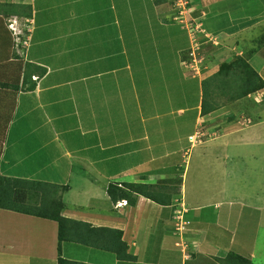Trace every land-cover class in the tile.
<instances>
[{
	"label": "crops",
	"instance_id": "crops-1",
	"mask_svg": "<svg viewBox=\"0 0 264 264\" xmlns=\"http://www.w3.org/2000/svg\"><path fill=\"white\" fill-rule=\"evenodd\" d=\"M149 1L160 6L157 0ZM252 1H244V7ZM242 2L234 0L231 8L240 7ZM194 5L193 11L202 13V29L217 42L213 44L212 60L221 64L250 53L251 46L246 42L251 36L247 31L264 17L249 21V9H245L234 15L221 13L207 18L208 14L199 8L201 2L196 0ZM156 10L157 7L134 8L129 0H0V90L13 92L12 86H19L12 117L3 134L0 174L34 180L52 176L54 182H64L68 189L63 192V213L77 222L71 237L78 241L65 242L60 252L56 221L0 208V264H60V257L83 264H226V260L228 264H238L232 256L240 255L233 250V230L242 217L240 211L239 216L232 211L243 204L189 202L186 167L197 144H213L229 136L225 134L264 125L260 119L264 104L254 109L256 118H248V111H243L239 115L241 122L230 125L234 116H226L233 111L225 110L229 105L240 109L239 103L246 106L244 99L253 100L254 96L257 103H262L264 90L227 106L217 105L204 116V78L189 74L178 59L176 65L166 68L167 76L175 80L152 94L144 81L147 75L142 47L153 46V42L169 47L166 39L155 34L145 38L142 32L145 22L151 21L148 13ZM174 15L173 22L181 25ZM156 23H161L160 18ZM183 30L188 32L185 27ZM20 32L23 34L17 37L15 33ZM171 38L172 51L181 59L184 47H177L176 33ZM25 39H29L28 46L19 42ZM129 46L134 65L129 63ZM223 52L229 55L221 62L222 58L215 57ZM248 61L264 79L262 68L253 66L250 58ZM164 80L160 75L159 82ZM170 83L178 85L179 90ZM186 85L198 91L197 103L185 98L190 93ZM170 91L179 99H171ZM222 126L225 133H221ZM197 133L201 137L193 143L190 137ZM237 139L223 143L238 144ZM240 139L248 146L264 143V137L263 143ZM219 147L229 161L226 148ZM210 168L218 176L219 166L215 163ZM71 175L80 179L73 188L68 182ZM127 183L155 186L164 194L181 193L172 200L164 196L170 202L166 205L143 195L135 204L128 199L113 202L109 186L124 187ZM182 206L186 208L184 219L189 222L183 237L176 231L174 219ZM234 216L235 226L228 231V220L232 222ZM80 222L91 229L109 230H91ZM110 229L122 232L126 248L120 246V250L126 257L120 258L103 247H111L117 237ZM253 256L251 252L250 259ZM252 259L251 264H256Z\"/></svg>",
	"mask_w": 264,
	"mask_h": 264
},
{
	"label": "rangeland",
	"instance_id": "rangeland-1",
	"mask_svg": "<svg viewBox=\"0 0 264 264\" xmlns=\"http://www.w3.org/2000/svg\"><path fill=\"white\" fill-rule=\"evenodd\" d=\"M130 1L132 2L134 8L137 9H151L153 7H157L156 12L150 11L148 13L147 19L151 21L145 22L142 27V32L145 34V38L150 37V34H155L160 37L159 39H166L169 42V47H167V45L162 46L160 44H157L156 42H153V46H147L146 44H144V46L142 47V53H144V68L146 69L147 75L144 77V81L147 86L151 87L150 89L152 94H154L156 92V89L158 88L162 90V86L167 82L169 84L171 80H175L167 76L166 68L169 65H176L178 63V59L182 61V64L185 65H183L184 70H187V72L192 76L200 75L203 79L217 72L221 64H218V61L216 62L214 59L212 60L213 44H217V42L214 38L208 35L206 31L202 29V24L199 21L202 13L199 12L200 10L196 11V13L194 12L195 9L193 11L196 0H161L160 6H155L156 3L151 4L149 0H129V2ZM171 1H173V4L171 3ZM193 1L195 2L194 4ZM233 1L234 0H198V2H201V6L205 5L203 8L201 6H199V8L202 9L201 11L203 13L208 14L207 18L217 17L221 13H230L234 15L236 13L244 11L245 9H249L246 16L249 21L252 18H257L258 16H261V18L264 17V1H262L261 3L254 0L244 7V1L246 0H240L243 2L240 3V7H236V9L231 8ZM172 13H175L174 17L177 21H179L181 25L183 24L182 26L179 25L178 22H173L174 20L172 19ZM157 17L161 20L160 24L156 23ZM162 24H169V26H163ZM184 27L188 30L189 33L183 30ZM247 32L248 36H251V38H247L248 42L246 43H248V45L251 47L249 49L250 53H247L245 57L248 59L250 58L253 66L259 69L262 68L261 72L264 73V63L261 64L264 59V19L260 22L259 25L254 26ZM174 33H176L177 39H175V41L177 47L179 49L184 47L181 59L180 55H177V52L175 50L172 51L174 46H170V41L168 39H172L171 37H173ZM258 37H261V41L254 43L255 41L253 40ZM154 38L157 37L154 36ZM239 39L240 36H238L237 40ZM231 40L234 42L232 37ZM246 43L242 42V45H245ZM228 45H233V43L229 42ZM131 49L132 48L129 46L128 58L129 63L131 65H134L135 58L132 55ZM228 55V53L223 52L222 55H217L215 58H222V62L227 58ZM257 57L259 58L257 59ZM224 62H229V60ZM141 69L143 70V64L141 66ZM238 71L239 70H237V73ZM172 72H175V70ZM168 73H170V71H168ZM160 75L164 76L166 80H164L163 82H159ZM232 81L233 82L231 83V85L226 87L223 92H225V90L230 87V93L238 94L237 90L239 89V84L238 82H236V79ZM195 82L196 80L192 82L193 86ZM174 83L170 84L173 85L174 88H177L179 90L178 85L175 86ZM193 86L186 85V88H188V91H190V93L188 94V96H185V98H188V100H190V103L195 104L198 100V91L194 90ZM223 92L215 91V89L211 87L207 92L206 98L207 100L212 101L213 97L214 99L217 97L216 100L220 101L219 105L224 106L229 105V103L233 104L242 100L238 99V101H232L229 94L223 96ZM258 94L259 93H257V95ZM260 95L261 94H259V96ZM162 96L163 99L166 98L164 94H162ZM169 97L173 100L179 99V96L174 91H170ZM244 101L246 103V106H242L241 103H239V107H241L240 109L235 110L230 105L225 108V110H232L234 113L226 116H234V120L229 123V125L240 121L239 115L243 111H248V118H256L257 116L254 115V109L264 104V101H261L262 103H257L255 101V96L253 97V100L247 98L244 99ZM235 106H237V103L235 104ZM224 113L221 114L223 115ZM260 115V119L264 120V111H262ZM189 116H192V113H189ZM248 118H246V120ZM206 120H208L207 123H209L210 119L208 116L206 117ZM199 127L200 129H202V126ZM220 130L221 133H225V131L223 130V126ZM0 131V149L2 147L3 150L4 137L3 131L1 129ZM214 133L218 134L219 132L216 130ZM225 135L229 136L213 144L210 143L211 145L197 144L198 146L196 147V149L192 151L186 167V187L188 192V201L193 204L200 205H215L216 202L234 204H236V202H239L240 204H243V206H234L232 211L233 215L235 216H239L238 212L240 211V217H242V220H239L237 224L238 227H235V230H233L235 231L234 239L236 240V243L233 246V250L239 252L240 255L238 256H242V258L244 259H250V253L253 252V259L251 258L253 260V263L264 264V143L261 141L264 137V125L257 126L256 128L248 130L246 132H241L233 135ZM240 137L247 138L251 141L258 139L259 142L263 144L248 146L247 142L245 140H241ZM232 138H238V144L229 143L227 145L223 143L226 141H230ZM195 142L196 140L194 139L193 143ZM221 145L226 148V152L230 157L229 161L223 158L221 147H219ZM252 154H256L258 156L248 158V156H251ZM244 156H246L247 159L244 158ZM215 163L217 164V166H219V168H217L218 176L216 175L214 170L210 168ZM225 165H229V168H226ZM88 176L89 175L84 177L85 182L86 179H88ZM40 177V179H44V181L60 185L64 184V182H54V178L52 176H47L46 178V176L42 175ZM75 177L76 176L71 175L68 178V182L72 184V188L75 187L80 181V179H75ZM182 208V210H176V218L178 220L176 226L179 227L180 224H182L181 221L185 220L184 211L186 210V208L183 206ZM235 216L232 222L228 220V222L230 223V227H227L228 231L233 226H235L234 223L237 220ZM178 217L180 220L178 219ZM147 234L148 232L145 231L144 235L146 236ZM250 234H253V236L252 238L248 239L247 236ZM184 235L185 233H181L182 237ZM142 238L146 240L144 236H142ZM63 247H65V242H63ZM226 262L229 263L228 260H226ZM238 264H243V261L238 260Z\"/></svg>",
	"mask_w": 264,
	"mask_h": 264
},
{
	"label": "trees",
	"instance_id": "trees-1",
	"mask_svg": "<svg viewBox=\"0 0 264 264\" xmlns=\"http://www.w3.org/2000/svg\"><path fill=\"white\" fill-rule=\"evenodd\" d=\"M160 1L161 0H157L156 2L160 3ZM171 3L173 4V1H171ZM210 29L209 31H212V29ZM237 70H239L238 73ZM234 79H236V82H238L239 84V89L237 90L238 94L230 93V87L225 90V92H223L226 87L231 85V83L233 82L232 80ZM201 86V113L205 116L214 111L216 106L219 105V101L216 100L217 97L215 99L213 97L212 101H209L206 98L207 92L211 87H213L215 91L223 92V96L229 94L232 101H237L238 99H244L245 97L258 91H263L264 79L250 65L248 58H246L245 56H237L229 62H222L220 68L215 74H212L211 76L206 77L202 80ZM12 88L14 89L13 92L8 90H0V129L3 131V134L6 133L5 131L7 129L9 120L12 117L16 93L19 91L18 85L12 86ZM1 153L2 147L0 149V158ZM67 189L68 186L64 184L60 185L48 181L0 174V208L18 213L48 218L50 220L56 221L59 225V251L62 252L63 242L78 243L76 239H73L71 237V230L77 229V222L65 217L63 213L65 207L63 202V192H65ZM108 193L113 202H117L122 199H128L131 204H135L139 196L143 195L157 203L162 202L166 205L170 202L168 200H165L164 196H166V198H168L169 200H172L173 197H178L181 192L173 191L171 194H164L157 191L155 186L152 187L148 184L127 183L124 187H121L118 184H111L109 186ZM174 219L176 224L178 220L177 218ZM82 224L83 226L87 225V227H90L88 224ZM89 229H91V227ZM91 230H99V232H103V230L109 229L92 228ZM110 232H115L117 237L113 239V244L111 247H103L105 249H111L113 252L117 253L118 257L120 258L126 257L124 255L122 256V252L120 250V246L125 247V245L121 241L122 232L119 230L111 229ZM186 232L187 228L184 229V232L181 233ZM232 256H234V259L243 261V264H251V259L249 258L244 259L242 258V256H238L235 254H232ZM59 262L60 264H83L71 262L63 257L59 258Z\"/></svg>",
	"mask_w": 264,
	"mask_h": 264
},
{
	"label": "built area",
	"instance_id": "built-area-1",
	"mask_svg": "<svg viewBox=\"0 0 264 264\" xmlns=\"http://www.w3.org/2000/svg\"><path fill=\"white\" fill-rule=\"evenodd\" d=\"M16 34V36L18 37V35H22L23 33L22 32H20V33H15ZM19 41V40H18ZM19 42H21V44L23 45V46H28L29 45V39L28 40H21V41H19ZM199 136H201V134L200 133H197L195 136H192V137H190V140L191 141H193L194 139L195 140H197L198 138H199ZM184 224V225H183ZM183 224H180V227L179 226H177V229L181 232V231H184V229H185V224L186 223H183ZM181 228V229H180Z\"/></svg>",
	"mask_w": 264,
	"mask_h": 264
},
{
	"label": "clouds",
	"instance_id": "clouds-1",
	"mask_svg": "<svg viewBox=\"0 0 264 264\" xmlns=\"http://www.w3.org/2000/svg\"><path fill=\"white\" fill-rule=\"evenodd\" d=\"M199 137H201V136H199ZM197 140H198V139H197ZM197 140H196V141H197ZM125 203H127V202L125 201ZM184 213L186 214V212H184ZM185 214H184V215H185ZM178 219H179V217H178ZM179 220H180V219H179ZM181 223H182V224H183V223H186V224H185V229H186V227H187V224H189V222L187 223L186 220H182ZM183 225H184V224H183ZM176 228H177V226H176Z\"/></svg>",
	"mask_w": 264,
	"mask_h": 264
},
{
	"label": "bare ground",
	"instance_id": "bare-ground-1",
	"mask_svg": "<svg viewBox=\"0 0 264 264\" xmlns=\"http://www.w3.org/2000/svg\"><path fill=\"white\" fill-rule=\"evenodd\" d=\"M184 212H186V211H184ZM176 230L179 232V230L176 228Z\"/></svg>",
	"mask_w": 264,
	"mask_h": 264
}]
</instances>
